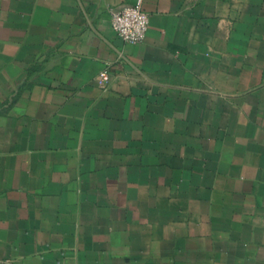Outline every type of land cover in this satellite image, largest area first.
I'll return each instance as SVG.
<instances>
[{
    "label": "crops",
    "instance_id": "1",
    "mask_svg": "<svg viewBox=\"0 0 264 264\" xmlns=\"http://www.w3.org/2000/svg\"><path fill=\"white\" fill-rule=\"evenodd\" d=\"M133 2L0 0V264H264V0Z\"/></svg>",
    "mask_w": 264,
    "mask_h": 264
},
{
    "label": "built area",
    "instance_id": "2",
    "mask_svg": "<svg viewBox=\"0 0 264 264\" xmlns=\"http://www.w3.org/2000/svg\"><path fill=\"white\" fill-rule=\"evenodd\" d=\"M143 3L144 0H134L131 5L111 13L112 29L124 42L137 44L146 39L149 16L143 9ZM99 77L105 81L109 79L106 71Z\"/></svg>",
    "mask_w": 264,
    "mask_h": 264
}]
</instances>
